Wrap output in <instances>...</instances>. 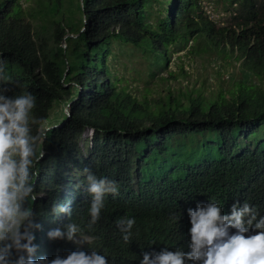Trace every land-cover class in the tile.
I'll list each match as a JSON object with an SVG mask.
<instances>
[{
    "label": "trees",
    "instance_id": "1",
    "mask_svg": "<svg viewBox=\"0 0 264 264\" xmlns=\"http://www.w3.org/2000/svg\"><path fill=\"white\" fill-rule=\"evenodd\" d=\"M225 11L229 19L219 24L202 0H0V65L11 81L0 79L3 94L31 93L41 128L56 104L69 110L40 141L45 155L33 206L42 227L33 259L96 250L109 264H140L143 252H188V209L210 201L224 214L239 201L264 216V0H230ZM115 41L151 51L159 70L172 46L216 52L241 77L209 94H139L109 67ZM86 128L95 131L87 151L80 142ZM85 168L115 181L119 192L105 196L91 226ZM69 201L70 217L52 213L54 203ZM121 218L135 219L128 243L116 224ZM68 223L91 243L48 238Z\"/></svg>",
    "mask_w": 264,
    "mask_h": 264
},
{
    "label": "clouds",
    "instance_id": "2",
    "mask_svg": "<svg viewBox=\"0 0 264 264\" xmlns=\"http://www.w3.org/2000/svg\"><path fill=\"white\" fill-rule=\"evenodd\" d=\"M3 73L0 65V79L11 82ZM4 91L0 89V264H109L108 258L96 250L71 251L64 258L56 255L51 260L46 256L33 259L38 248L33 243L35 232L42 227L33 206L37 199L34 177L45 155L40 149L41 138L52 128L39 127L40 121L32 116L36 98L31 93L9 97ZM83 171L87 173V191L92 197L91 226L100 217L105 196L119 194L118 185L106 178L98 179L87 168ZM51 211L70 217V201L54 203ZM188 213L191 250L163 248L159 252H143L140 264H264V216H259L255 208L247 203L240 206L236 201L230 214H224L219 204L210 201L189 208ZM116 224L128 243L135 219L121 218ZM81 232L78 225L68 223L64 229L49 230L47 236L50 240L90 244Z\"/></svg>",
    "mask_w": 264,
    "mask_h": 264
},
{
    "label": "rangeland",
    "instance_id": "3",
    "mask_svg": "<svg viewBox=\"0 0 264 264\" xmlns=\"http://www.w3.org/2000/svg\"><path fill=\"white\" fill-rule=\"evenodd\" d=\"M21 1L25 6L33 3V0ZM202 2L207 13L219 24H224L229 19L230 15L225 9L229 6L230 0H202ZM158 8V4L154 3V9ZM153 57L154 54L144 47L130 42L115 41L108 64L113 70L112 73L122 79L128 88L139 94L146 92L149 96L155 97L163 95L169 88H201L206 94L221 89L228 90L233 86V79L241 77L238 65L235 66L232 61H223L218 58L216 52L201 55L190 53L186 45L182 49L179 46H172L168 66L162 70H159L162 64L153 62ZM63 110H68L65 102H62L61 106L56 104L45 125L51 127L52 123L59 124L55 119H62ZM94 132L92 128H86L83 132L80 142L85 151L91 146ZM260 134L262 131H259Z\"/></svg>",
    "mask_w": 264,
    "mask_h": 264
},
{
    "label": "water",
    "instance_id": "4",
    "mask_svg": "<svg viewBox=\"0 0 264 264\" xmlns=\"http://www.w3.org/2000/svg\"><path fill=\"white\" fill-rule=\"evenodd\" d=\"M83 29H84V28H83ZM63 45L66 47V43H65V42H63ZM66 112H67V114H68V116H69V111L67 110ZM66 120H67V119H66ZM66 120H65V121H66ZM65 121L62 122L61 125L59 124V126H62V125L65 123Z\"/></svg>",
    "mask_w": 264,
    "mask_h": 264
}]
</instances>
